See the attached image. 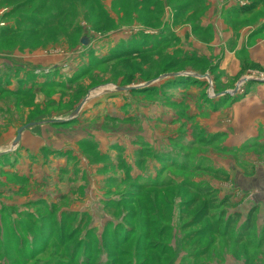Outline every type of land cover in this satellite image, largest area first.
<instances>
[{
	"label": "rangeland",
	"instance_id": "374dc122",
	"mask_svg": "<svg viewBox=\"0 0 264 264\" xmlns=\"http://www.w3.org/2000/svg\"><path fill=\"white\" fill-rule=\"evenodd\" d=\"M88 3L0 4V264H264V70L200 0Z\"/></svg>",
	"mask_w": 264,
	"mask_h": 264
},
{
	"label": "crops",
	"instance_id": "0c3cea01",
	"mask_svg": "<svg viewBox=\"0 0 264 264\" xmlns=\"http://www.w3.org/2000/svg\"><path fill=\"white\" fill-rule=\"evenodd\" d=\"M209 3L211 4V2ZM212 3L213 5L211 8H208L206 14L204 15L203 13L200 18L199 29L195 31L193 30L192 25H185V27L177 26L175 32L177 34H216V40L211 42L210 46L214 50V55L220 61L219 70L221 72H226L230 69V65H233V62H231L227 68H224L222 65L223 55H230L237 63V67L234 68H239L237 74L230 76L232 78L239 76L242 66L246 65L247 62L250 65L254 64L264 70V38H259L260 40H246L245 42L241 40L236 48H231L229 41V39L232 38V34H264V6L260 4L256 8V11L248 16L246 14H239L237 18L238 22L254 16L256 23L238 28L235 26L236 19L233 14V10L239 7L237 0H225V2H221V0H213ZM218 4L220 5L218 6ZM238 19H240V21ZM198 44H202V48L206 50L207 45L200 41ZM221 47L222 49H220ZM243 47L246 48V50L245 52L240 53V51L244 49ZM214 48H218L219 52L215 53L216 50ZM231 58H229L228 63Z\"/></svg>",
	"mask_w": 264,
	"mask_h": 264
},
{
	"label": "trees",
	"instance_id": "16d2710c",
	"mask_svg": "<svg viewBox=\"0 0 264 264\" xmlns=\"http://www.w3.org/2000/svg\"><path fill=\"white\" fill-rule=\"evenodd\" d=\"M6 1V2H5ZM29 1H32V0H0V4L4 3L3 6H7V4L9 5H15V4H18V5H26ZM77 3L79 4H85V3H88L89 0H75ZM27 2V3H26ZM203 3L204 4V8H202V11H205L206 10V0H200V3ZM95 3V2H94ZM89 4V3H88ZM260 4H264V0H258V1H255L253 2L251 5L249 6H245L243 8H236L233 10V14H234V18L236 19V22L237 21V18L239 16V14H246L247 16L248 15H251L253 12L256 11V8L260 5ZM140 7V6H139ZM139 12H143V14H145L146 16H149V17H152L153 19L156 20V25H158V27L161 25L160 23V17L162 18L163 16V4L162 2H159V1H155L154 4H152V7H146V6H143V7H140L139 8ZM240 21V19H238ZM243 21V20H242ZM38 22H36V24H33V25H38L37 24ZM195 30H197L198 28L197 27H194ZM12 35V34H11ZM11 35H5V34H2L1 37L3 39H0V43L2 42V40L4 39H12L14 43L17 42V40L19 39L18 36H15L16 34H13V36ZM24 36V35H23ZM34 36L32 37H28V38H22L24 39L25 41H30L28 39H33ZM4 94L5 93H9V91L7 90H4L3 92ZM2 95V94H1ZM12 95L14 96L15 93H12ZM17 96V93L16 95ZM226 225H228V227H230V224L227 223ZM227 227V228H228ZM251 228L250 226V220L248 219L247 221V224L245 225V228L243 229V231H249ZM126 239V238H125ZM139 247V246H138ZM158 256V255H157ZM163 256H168V253L167 252H162L161 254H159L158 257H155L153 258V260H156L159 259L157 262L158 264H162V261L161 259H163ZM152 259V258H151ZM150 259H145L144 262L142 264H150Z\"/></svg>",
	"mask_w": 264,
	"mask_h": 264
},
{
	"label": "water",
	"instance_id": "95a60500",
	"mask_svg": "<svg viewBox=\"0 0 264 264\" xmlns=\"http://www.w3.org/2000/svg\"><path fill=\"white\" fill-rule=\"evenodd\" d=\"M83 43L85 44V42H83ZM31 126H33V124H29V125H27V126L22 127L21 129H19V131H18V133H17V138H16V140H15V142H14V146H16V145L20 142V140H21V135H22L23 131H25L27 128H29V127H31Z\"/></svg>",
	"mask_w": 264,
	"mask_h": 264
}]
</instances>
